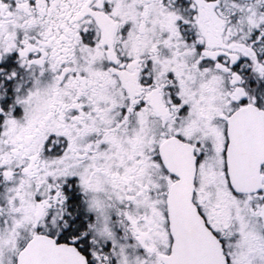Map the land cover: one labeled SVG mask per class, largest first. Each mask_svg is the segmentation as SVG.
<instances>
[{"label":"snow or ice","instance_id":"snow-or-ice-1","mask_svg":"<svg viewBox=\"0 0 264 264\" xmlns=\"http://www.w3.org/2000/svg\"><path fill=\"white\" fill-rule=\"evenodd\" d=\"M0 264H264V0H0Z\"/></svg>","mask_w":264,"mask_h":264}]
</instances>
